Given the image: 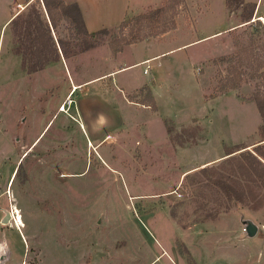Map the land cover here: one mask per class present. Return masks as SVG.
<instances>
[{"label": "rangeland", "instance_id": "374dc122", "mask_svg": "<svg viewBox=\"0 0 264 264\" xmlns=\"http://www.w3.org/2000/svg\"><path fill=\"white\" fill-rule=\"evenodd\" d=\"M22 1L0 31V264H264V169L244 153L264 133L254 102L264 99V18L172 49L228 22L216 4L202 16L200 0H160L150 8H164L151 31L170 19L173 26L114 51L136 23L89 37L58 14L51 28L39 0H12L11 10ZM224 5L236 20L249 11L245 5L231 14ZM26 19L44 38L49 25L65 53L32 73L26 64L40 57L25 53L45 46L29 39L24 46ZM92 41L93 48L77 51ZM111 79L121 91L135 87L125 97L139 113L118 93L109 98ZM105 105L129 130L107 129ZM92 122L100 136L110 135L95 140ZM227 149L234 150L225 160ZM225 174L246 190L243 200L226 199L210 180ZM10 204L22 227L2 220ZM247 222L255 224L253 234Z\"/></svg>", "mask_w": 264, "mask_h": 264}, {"label": "crops", "instance_id": "0c3cea01", "mask_svg": "<svg viewBox=\"0 0 264 264\" xmlns=\"http://www.w3.org/2000/svg\"><path fill=\"white\" fill-rule=\"evenodd\" d=\"M39 1H40L42 8L44 9L42 0H39ZM60 1L62 2L63 5L74 4L77 7L79 14L82 18L83 24H84V28L88 33L93 32V31H97V30L103 29V28H105V29L114 28L122 20H124L130 16H133L135 14H138L140 12H143L145 9H150V8L156 7L160 3V0H60ZM224 1L225 0H200V2H201L200 3L201 4L200 14L202 16L206 15V14L207 15L213 14L214 13L213 5L215 6V4H216L219 6L218 12H221V14L223 15V18H225L228 22V23H226V25L222 26L221 23L216 25V26L212 25L210 30H208V31L206 30V32L202 33L200 36H196V37H193L192 39H188L185 42H182L181 44L175 46L172 49H177V48L183 49L184 47H186L189 44H192L194 42L206 41V40H209L211 38L216 37L221 32L227 33L228 31L235 30L244 24H248V23L244 22L243 20H236V17L232 14L233 11H231L232 17H226V13H225L226 9H225V5H224ZM23 2L24 1H22V3L21 2L17 3L15 8H13L11 10L12 0H0V10H1L0 11V31H1V28L6 23L10 24V23H12V20L17 18V16L21 12V7L24 6ZM243 2H244V4L253 5V10L251 12V17L249 19L250 22L257 21V20L251 21V19L253 17L255 18L256 16H262L264 18V0H243ZM16 7H19L20 9H16ZM44 11H45V9H44ZM45 14L48 18L46 11H45ZM48 21H49V18H48ZM259 22H261L263 24V27H264V20H260ZM217 23H219V22H217ZM192 29H193V26H192ZM9 33L10 34L12 33L10 29H9ZM89 49H91V48H89ZM170 50L171 49H169L168 51H170ZM58 52H59V50H58ZM164 52H166V51H163L160 54H162ZM14 53L16 54L17 52H14ZM60 54L61 53H59V55ZM157 55L158 54H154V55H151L149 57H147V56L140 57V55H139L134 60H132L131 62L125 63L120 68L113 69L112 73L111 72L106 73L105 75L111 76V75H114V73L117 74L116 72L119 70H124V69L129 70V69H131L130 67H132V68L136 67V66L138 67L141 64L147 63L148 61L151 60L152 57H155ZM46 66H48V64H46ZM144 71L145 70H143L142 72L144 73ZM100 76L103 77V75H99V76H96L94 78H90V79L85 80L83 82L77 83L76 84V85H78L77 89H81V87H82L81 85L85 84L88 81L95 80L96 78H98ZM72 84L70 86H72ZM76 85H73V88H75ZM138 86L139 85H137L136 87H138ZM107 87L109 88V90H106V91H107V94L109 95L110 99H113L114 93H118L121 100L124 102V105H126L129 110H130V108H131V110H133L132 113L133 112H135V113L140 112V106H137V105L132 106V104L128 103L127 98L125 97V93L126 94L130 93V91L132 89H134L135 87L130 88L129 91H121V89H122L121 85L118 84L117 81H113L112 79H111V81ZM70 91H71V87L68 91L69 99H71L70 97L72 95V94L70 95ZM70 101H71V104H70V106H71L73 102H72V100H70ZM117 101L119 103V100H117ZM66 102H67V100L62 102V103H64V106H67ZM112 102H113V100H112ZM59 103L57 104L58 107L60 105ZM70 106H69V109L71 108ZM105 106L106 107H105V111H104V113H105L104 122H105L106 126L108 127L107 129H110V130H112L113 128L119 129L122 126H126L125 129L129 130V125L125 124V120L121 119V122L119 124L117 123L120 120V115H119L118 111H114L113 107H111L109 105H105ZM108 106L110 108L109 114L106 113V109ZM56 108H57V106H56ZM56 108H55V110H57ZM58 111L66 114L65 111H60L59 109H58ZM73 111H75L74 106H73ZM114 113H116V114H114ZM42 117H43V119H45L44 115ZM43 119H41V121H40V125L38 128L39 133L31 141L30 147H32L37 142V140L39 139V136L41 134V131H43L45 129L48 122L50 121V118H47V120H43ZM72 120H74V119H72ZM74 121H76V119ZM139 124H140V122L136 125V127H138ZM90 127H91V131L93 133V137L95 140L101 139V137H103L105 134L110 135L109 132L106 131L102 136H100V132H99L100 130H99L98 124H94L92 122ZM136 132H138L137 134L140 135L139 131H136ZM208 160H210V159L201 161V163H199V164L205 163ZM8 180L10 181V178ZM7 183H8V181H7ZM8 224L12 225L13 223H8Z\"/></svg>", "mask_w": 264, "mask_h": 264}, {"label": "trees", "instance_id": "16d2710c", "mask_svg": "<svg viewBox=\"0 0 264 264\" xmlns=\"http://www.w3.org/2000/svg\"><path fill=\"white\" fill-rule=\"evenodd\" d=\"M227 7L232 11L233 9H237L238 7H245V5L249 6V11L248 13H245V15H242L244 17L243 21L246 22L250 19L251 17V12L253 10V5L250 4H244L243 0H225ZM44 9L48 15L49 18V24L50 27L52 28L54 23L52 18V14H58L65 18L67 24L72 28L76 34H83V35H88L89 37L95 36L101 32H104L105 28L99 29L97 31H93L88 33L85 28L84 24L82 21V18L79 14V11L77 7L72 4V5H63L60 0H42ZM242 7V9H243ZM164 8L163 7H157L154 9H150L146 12L139 13L134 16H130L124 20H122L115 28H117L120 32L125 28V26L129 23H136V26L130 27V29L127 32L128 39L122 41L119 45L118 48L114 49V51H119L120 47L123 44H130L132 42H135L137 40L143 39L146 36H151V35H157L166 32L173 26V21L170 19L169 25L164 26L160 30L156 31H151L153 30L152 27L149 26L150 22H153L152 20L157 19V17H160L161 14L163 13ZM14 20H12L13 22ZM25 21V20H24ZM30 24L31 21L26 19L23 30H26V34L24 37H22V40L24 41L23 44L25 45V39H29L31 43L41 41V45L45 46L43 47L39 52H30L27 51L25 54L26 56H37L40 57L39 61L33 62L31 61H26V71L28 73H32L36 70H39L40 68L43 67L49 60H53L56 57H59V53L55 47L54 41L52 40V37L49 33V27L47 24L44 25V30L47 32V35L45 38L41 34L35 35L34 33H31L30 31ZM148 26V27H146ZM154 28V27H153ZM28 30V31H27ZM40 36V37H39ZM40 38V39H39ZM56 44L60 50L61 55L63 56V53L61 48L63 44L61 43L60 40H56ZM39 46V45H38ZM95 46V42L92 41L90 43H83V46L78 48V52H81L82 50H86L88 48H91ZM45 49V50H44ZM46 52V53H45ZM21 54V55H25ZM65 54V53H64ZM74 54V52H73ZM255 106L258 111V114L264 118V99L261 98H254ZM262 140V141H260ZM259 142L255 143L252 147V152L249 150H245L244 153H246L249 157H251L253 160H255L258 164L261 165V167L264 169V133H262L260 139L258 140ZM240 147H237V149ZM234 149H227L225 151L227 156L224 157L226 160L229 158L232 154ZM242 150H239V153ZM241 154V153H240ZM242 165L239 164V168H241ZM205 165L201 166L200 169H204ZM211 182L217 187V189L225 196L226 199H235V200H243L244 197L246 196V190L242 187V185L239 183L235 185V180H232L228 174L225 175H217L212 178H210Z\"/></svg>", "mask_w": 264, "mask_h": 264}, {"label": "bare ground", "instance_id": "6f19581e", "mask_svg": "<svg viewBox=\"0 0 264 264\" xmlns=\"http://www.w3.org/2000/svg\"><path fill=\"white\" fill-rule=\"evenodd\" d=\"M68 99L69 98H67V100ZM10 209H11V212H12V216H10V214H9L10 212L8 211V215H7V218L5 219L6 220L5 223H14V225L17 228L22 227L24 225V223H23L22 219L19 218L20 216L17 213V211L13 208V205L12 204H10Z\"/></svg>", "mask_w": 264, "mask_h": 264}, {"label": "water", "instance_id": "95a60500", "mask_svg": "<svg viewBox=\"0 0 264 264\" xmlns=\"http://www.w3.org/2000/svg\"><path fill=\"white\" fill-rule=\"evenodd\" d=\"M7 215H8V210L5 209L4 210V215L2 217V220H5L7 218ZM255 229H256L255 224H253L252 222H247L246 231H247L248 234H253Z\"/></svg>", "mask_w": 264, "mask_h": 264}, {"label": "built area", "instance_id": "2783aa9c", "mask_svg": "<svg viewBox=\"0 0 264 264\" xmlns=\"http://www.w3.org/2000/svg\"><path fill=\"white\" fill-rule=\"evenodd\" d=\"M62 105H63V103H61V104L59 105V107H61ZM59 107H58V108H59ZM6 210H8V211L10 212V213H9V214H10V216H12L11 209H10V208H6Z\"/></svg>", "mask_w": 264, "mask_h": 264}]
</instances>
